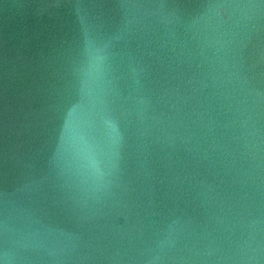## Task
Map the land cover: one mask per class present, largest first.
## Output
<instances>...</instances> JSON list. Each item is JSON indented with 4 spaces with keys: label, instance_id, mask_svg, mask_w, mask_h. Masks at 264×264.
Returning a JSON list of instances; mask_svg holds the SVG:
<instances>
[{
    "label": "water",
    "instance_id": "water-1",
    "mask_svg": "<svg viewBox=\"0 0 264 264\" xmlns=\"http://www.w3.org/2000/svg\"><path fill=\"white\" fill-rule=\"evenodd\" d=\"M4 264H264V0H0Z\"/></svg>",
    "mask_w": 264,
    "mask_h": 264
},
{
    "label": "snow or ice",
    "instance_id": "snow-or-ice-1",
    "mask_svg": "<svg viewBox=\"0 0 264 264\" xmlns=\"http://www.w3.org/2000/svg\"><path fill=\"white\" fill-rule=\"evenodd\" d=\"M0 264H4V261L2 259H0Z\"/></svg>",
    "mask_w": 264,
    "mask_h": 264
}]
</instances>
